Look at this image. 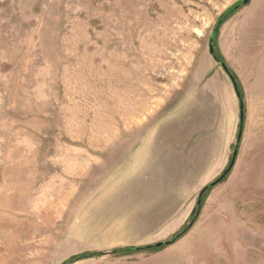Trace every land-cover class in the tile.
Returning <instances> with one entry per match:
<instances>
[{
    "label": "rangeland",
    "instance_id": "1",
    "mask_svg": "<svg viewBox=\"0 0 264 264\" xmlns=\"http://www.w3.org/2000/svg\"><path fill=\"white\" fill-rule=\"evenodd\" d=\"M237 2L0 0V264H61L115 249H103L114 243L99 235L95 190L125 167L128 144L174 116L192 84L226 71L210 44ZM216 48L264 109V0L243 4ZM257 161L246 184L241 168L211 189L183 241L70 264H264V158Z\"/></svg>",
    "mask_w": 264,
    "mask_h": 264
},
{
    "label": "crops",
    "instance_id": "2",
    "mask_svg": "<svg viewBox=\"0 0 264 264\" xmlns=\"http://www.w3.org/2000/svg\"><path fill=\"white\" fill-rule=\"evenodd\" d=\"M234 72L246 92L250 119L244 120L234 167L223 182L244 168L239 175L246 184V179L255 178L249 175L257 159L264 158L262 138L256 132L258 121L263 126L264 109L254 90ZM227 73L214 68L192 84L190 92L176 101L174 116L161 119L128 144L125 167L95 190V218L102 219L99 235L114 243L103 249L168 241L192 216L201 190L228 168L238 140L241 101Z\"/></svg>",
    "mask_w": 264,
    "mask_h": 264
},
{
    "label": "trees",
    "instance_id": "3",
    "mask_svg": "<svg viewBox=\"0 0 264 264\" xmlns=\"http://www.w3.org/2000/svg\"><path fill=\"white\" fill-rule=\"evenodd\" d=\"M242 5H243V2H237L233 5H231L229 8H227L221 14V16L217 20V24H216L215 28L213 29V32H212V39H213L212 43L214 44V48H215L213 55L220 63H222L225 70L231 75V77H232V79L236 85V89H237L238 95L240 97V101L243 104V111H244V106H245V104H244V93L240 87V84L237 80V77L234 76L229 65L226 64L225 59L222 56L221 52L218 51V49L216 48V40H217V36L219 34V31H220V28L228 19H230L235 13H237V11L242 7ZM230 172L226 175V177L221 182L226 180V178L229 176ZM216 180H217V178L201 190L200 195H199V198L201 199V203L200 204L197 203V206L195 207V209L192 213V216H191L190 220L188 221V223L179 232H177L172 238H170L163 246H161V247H157V246H153V245L127 246V247L115 248L114 250L111 251V253L113 255H130V254L142 252V251H159L163 247H166L168 245L176 243L178 240H180L183 236H185L190 231L193 224L197 221V219H198V217H199V215H200V213L204 207V202H205L206 196L211 191V189H213L215 187L214 182ZM104 254H105V252H103V251L82 252L79 254L72 255L70 258L66 259L61 264H70V263L76 262V261L84 259V258L102 256Z\"/></svg>",
    "mask_w": 264,
    "mask_h": 264
},
{
    "label": "water",
    "instance_id": "4",
    "mask_svg": "<svg viewBox=\"0 0 264 264\" xmlns=\"http://www.w3.org/2000/svg\"><path fill=\"white\" fill-rule=\"evenodd\" d=\"M250 0H242L243 4H248ZM211 39V44H210V52L213 54L215 51L214 48V44L212 43ZM243 130H244V111H243V104L241 103V117H240V128H239V134H238V140H237V144L235 146L234 152H233V156L231 159V162L228 166V168L221 174V176L219 178H217V180L214 182V185L217 186L218 184L221 183V181L226 177V175L232 170V168L234 167L235 161H236V157L238 155V151H239V147H240V141L242 139V134H243ZM200 195V194H199ZM198 203H201V199L198 198ZM167 241H159L155 244H153V246H157V247H161L163 246ZM106 254H110L111 251L109 252H105Z\"/></svg>",
    "mask_w": 264,
    "mask_h": 264
}]
</instances>
